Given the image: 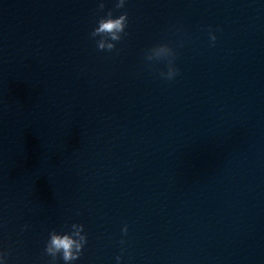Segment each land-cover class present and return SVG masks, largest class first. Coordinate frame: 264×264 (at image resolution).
Returning a JSON list of instances; mask_svg holds the SVG:
<instances>
[{
	"label": "clouds",
	"instance_id": "9594fccd",
	"mask_svg": "<svg viewBox=\"0 0 264 264\" xmlns=\"http://www.w3.org/2000/svg\"><path fill=\"white\" fill-rule=\"evenodd\" d=\"M125 0H118L115 7L117 9L123 8ZM105 5L103 0L98 5V11L103 12ZM128 24L127 12L122 13L118 17H114L111 10L107 11L104 16H101L97 21V26L91 32L93 38L99 37L96 41L99 50H113L116 45L113 42H119L122 39L121 34H126L125 29ZM210 39L214 42L216 36L210 34ZM175 52L168 44H159L148 50L146 53V60L151 62L153 60H167L168 67L167 72H161L160 75L167 79H173L177 73L178 68L175 67L173 61L175 58ZM127 232V226L123 229ZM87 243V237L84 233V225L73 223L70 231L57 232L53 229L49 233V239L46 243L45 252L51 257L50 264H56L57 257L64 261V264H72L80 258L84 245ZM4 257L3 253H0V259ZM120 257H117L119 260Z\"/></svg>",
	"mask_w": 264,
	"mask_h": 264
}]
</instances>
